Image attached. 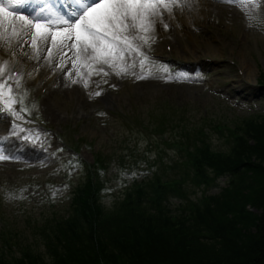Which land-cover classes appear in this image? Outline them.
<instances>
[{
  "label": "rangeland",
  "instance_id": "rangeland-1",
  "mask_svg": "<svg viewBox=\"0 0 264 264\" xmlns=\"http://www.w3.org/2000/svg\"><path fill=\"white\" fill-rule=\"evenodd\" d=\"M199 1L206 0H187L191 3L175 21L162 9L153 18L147 44L139 39L143 33H132L137 37L133 43L149 57L142 70L162 74L152 80L138 78L141 57L135 52L117 60L114 69L91 59V51L70 53L59 39L55 45L51 39H36V48L29 39L13 45L8 38L0 44V83H6L5 92L12 88V99L0 97L5 109L0 131L7 135L0 132V152L9 154L0 159V234L10 229L16 238L30 235L32 240L34 228L66 214L97 151L108 166L101 176L102 203L108 209L135 181L154 172L185 175L180 166H166L182 156L172 142L181 137L178 128L161 123L165 113L173 114L168 117L172 125L205 126L216 150H228L229 143L212 125L264 113V88L257 84L264 73V0L207 9ZM162 32L165 38L159 41ZM9 34L0 32V39ZM165 41L172 57H151L152 51L169 54ZM203 57L217 60L200 61ZM125 65L127 72L117 74ZM14 67L22 72L16 80L11 79ZM8 105L13 111L6 110ZM49 128L61 142H54ZM62 143L77 146L81 156ZM226 183L222 177L215 185L196 187L190 179L185 185L196 201ZM180 204L172 198L173 207Z\"/></svg>",
  "mask_w": 264,
  "mask_h": 264
},
{
  "label": "trees",
  "instance_id": "trees-1",
  "mask_svg": "<svg viewBox=\"0 0 264 264\" xmlns=\"http://www.w3.org/2000/svg\"><path fill=\"white\" fill-rule=\"evenodd\" d=\"M258 81L264 88V73ZM174 126L182 160L166 166L185 175L154 172L108 209L98 154L66 214L34 228L32 240L2 233L0 264H264V113L211 126L228 150L212 148L205 126ZM222 177L226 185L201 201L186 191L188 179L200 187Z\"/></svg>",
  "mask_w": 264,
  "mask_h": 264
},
{
  "label": "snow or ice",
  "instance_id": "snow-or-ice-1",
  "mask_svg": "<svg viewBox=\"0 0 264 264\" xmlns=\"http://www.w3.org/2000/svg\"><path fill=\"white\" fill-rule=\"evenodd\" d=\"M74 2L75 10L58 15L53 20L42 16L30 19L26 14H18L16 11V9H26L32 3L40 4L41 0H0V21L9 24V27L4 29L5 33L10 32L13 38L28 36L34 48L37 47L34 36L39 37L42 42L51 39L53 45L59 39L62 47L67 46L68 41H73V47L76 43H80L83 52L88 53L89 49L91 50V59L114 69L117 60L123 61L126 54L135 52L141 57L139 63L143 69L149 57L133 43L137 37L132 33H143L144 35H140L139 39L147 44L150 39L147 33L152 30L153 18L161 16L162 9L169 13L172 11L168 0H74ZM229 2L234 3L235 0ZM6 4L8 7L5 6ZM43 11L42 7L37 9L38 13ZM10 17H18L21 22L19 29L11 26L15 19L10 21ZM60 25L64 27H57ZM3 38L7 40L9 37L4 35ZM126 72L127 65L119 68L117 74ZM5 88L6 83H0V97L8 94L9 99H12L11 86H7L6 92ZM5 103L7 104V101ZM6 110L13 111L11 105H8ZM0 159H9V157L0 155Z\"/></svg>",
  "mask_w": 264,
  "mask_h": 264
},
{
  "label": "bare ground",
  "instance_id": "bare-ground-1",
  "mask_svg": "<svg viewBox=\"0 0 264 264\" xmlns=\"http://www.w3.org/2000/svg\"><path fill=\"white\" fill-rule=\"evenodd\" d=\"M184 1H186V2H179V1H176V0H169V4H170V6L172 7V11H171V13H169V12H167L166 10V13L168 14V16H169V18H171L173 21H175V17L177 16V15H179L178 16V18H180L181 17V14H184V13H182V12H184V7H188L189 5L188 4H190L191 2H187V0H184ZM198 4L200 3L201 4V6H202V8L204 7V8H210V7H213V6H218V7H221V2L220 1H217V0H206V1H199V2H197ZM74 5H75V8H76V4L75 3H73ZM188 5V6H187ZM6 7H8V5L6 4L5 5ZM72 9V8H71ZM204 10V9H203ZM196 12H198L199 13V11H196ZM32 17H36L35 15H33ZM31 17V18H32ZM30 18V19H31ZM13 19H15V22L11 25L12 27H15V28H17V29H19L20 27H21V22L19 21V19H18V17L17 18H12V17H10L9 18V20L10 21H12ZM7 27H9V24H8V22H3V21H0V32H2V34H5V32H4V29L5 28H7ZM57 27H64V26H62V25H60V26H57ZM41 31H43V30H41ZM8 33H10V32H8ZM9 38H12L11 40L12 41H15V40H17V42H24V41H26V42H28L27 41V39H29L28 38V36H22V37H20V38H13L12 36H11V33L9 34V36H8ZM34 38L35 39H40L39 37H36V36H34ZM74 39V38H73ZM4 42V43H3ZM68 44H67V48L66 49H68V51L70 52V53H75V52H80V51H82L83 52V50H82V46H81V44L80 43H76L75 44V47H73V41H68L67 42ZM0 44H3V45H5V39L4 38H1L0 39ZM91 50L89 49V52H90ZM88 52V53H89ZM0 121H2V119H0ZM1 132V137L2 136H7L6 135V133L5 132H3V130H1L0 131Z\"/></svg>",
  "mask_w": 264,
  "mask_h": 264
}]
</instances>
